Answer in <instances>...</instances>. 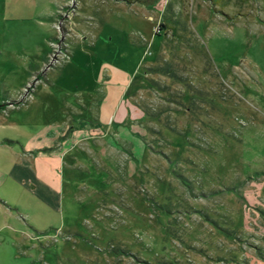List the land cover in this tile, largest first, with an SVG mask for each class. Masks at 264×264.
<instances>
[{"label":"rangeland","instance_id":"374dc122","mask_svg":"<svg viewBox=\"0 0 264 264\" xmlns=\"http://www.w3.org/2000/svg\"><path fill=\"white\" fill-rule=\"evenodd\" d=\"M24 1L0 0L3 163L128 100L147 135L130 163L76 153L54 211L1 198L0 264H264V0Z\"/></svg>","mask_w":264,"mask_h":264},{"label":"crops","instance_id":"0c3cea01","mask_svg":"<svg viewBox=\"0 0 264 264\" xmlns=\"http://www.w3.org/2000/svg\"><path fill=\"white\" fill-rule=\"evenodd\" d=\"M28 1L24 2L28 3ZM167 2L168 0H164L162 10L165 9ZM14 5L11 7V12L16 7H20L16 1H14ZM119 105L122 106V104ZM121 106L119 109L118 106H115L114 115L109 116L106 125L104 124L105 130L100 134L93 133L75 138L73 133L75 124L71 125L66 122L65 129L67 126L70 127L67 134L61 130L57 134L48 133L43 137L20 138L21 141L16 142L20 148L16 146L15 150H12L13 158L22 161L19 166L15 163L4 164L0 157V199L4 198L8 201L11 199L10 193H14L20 200L23 195L34 204L35 213L44 215L43 211H54L63 204L65 183L63 172L69 164L79 162L81 158L76 156V153L91 155V149L96 147L95 149L98 148V153L101 152L100 155L103 157L124 159L126 163H130V156L134 159L142 156L145 146L141 143L140 138L144 140L147 135L146 129L139 125L144 117L143 109L129 100L126 105ZM120 108H122L123 118L121 123H114ZM94 115L96 121L93 127L96 128L101 124L98 121L99 116ZM113 125H115V131L112 130ZM3 137L6 136L0 134V152L3 148L15 145V142H9ZM40 170L46 171L47 174L41 173L40 176ZM49 174L52 182L47 179ZM2 210L0 204V215ZM21 214L28 215L27 212H21ZM16 222L21 224L18 219ZM6 226V223H2L0 216V233ZM9 232L10 236H22L24 233L20 228H10Z\"/></svg>","mask_w":264,"mask_h":264},{"label":"trees","instance_id":"16d2710c","mask_svg":"<svg viewBox=\"0 0 264 264\" xmlns=\"http://www.w3.org/2000/svg\"><path fill=\"white\" fill-rule=\"evenodd\" d=\"M162 28H165V25L162 24V23H160V24L158 25V29H157V31L155 32V34L157 35L158 32H159ZM0 109H1V108H0Z\"/></svg>","mask_w":264,"mask_h":264}]
</instances>
